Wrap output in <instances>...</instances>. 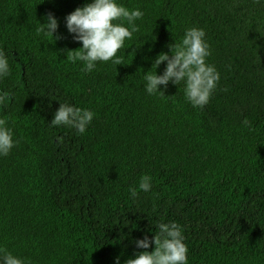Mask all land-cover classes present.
<instances>
[{
	"label": "trees",
	"instance_id": "trees-1",
	"mask_svg": "<svg viewBox=\"0 0 264 264\" xmlns=\"http://www.w3.org/2000/svg\"><path fill=\"white\" fill-rule=\"evenodd\" d=\"M92 2L0 0V119L17 142L0 155V249L23 264H125L176 223L188 264H264V0H116L143 13L138 31L122 65L86 72L67 59L82 42L66 16ZM48 13L59 39L37 34ZM190 28L220 75L203 108L184 82L160 95L144 79ZM60 104L94 113L83 134L51 124ZM145 175L151 189L133 198Z\"/></svg>",
	"mask_w": 264,
	"mask_h": 264
},
{
	"label": "clouds",
	"instance_id": "clouds-1",
	"mask_svg": "<svg viewBox=\"0 0 264 264\" xmlns=\"http://www.w3.org/2000/svg\"><path fill=\"white\" fill-rule=\"evenodd\" d=\"M259 2V0H255ZM143 13L139 10H128L116 3V0H93L82 8L75 9L66 16V27L69 33H73L76 41L82 42V47L68 51L67 59L75 63L84 62L82 71L91 72L96 67V62L113 61L116 65H122L121 58L117 57L118 51L123 47L126 39H131L132 34L138 31L135 25L137 19H141ZM46 23L37 28V34L44 33L54 37L58 29V21L52 13L45 17ZM116 21H121L117 23ZM127 21L131 31L123 25ZM203 29L190 28L186 30L180 43L169 45L171 56L160 53L155 59V68L162 62L167 61L163 75L147 72L146 91L148 94H155L160 91L158 86L168 83L178 85L185 83L186 99L193 107L203 108L211 97L220 79L219 73L214 66L206 63V58L211 55L209 45L204 40ZM10 74L8 60L3 51H0V76ZM9 94L0 95V104L9 99ZM94 113L87 109L60 104L51 121L53 126H68L75 128L80 134L86 131L87 126L93 120ZM249 125V121L243 122ZM12 132L6 127V120L0 119V155L7 156L14 147ZM150 176H142L139 188H130L131 196L135 198L139 190L148 192L151 189ZM159 232L154 239L149 240L147 236L136 241V246L141 249H148L154 245L152 251H142L136 254L135 258H129L125 264H188L187 246L183 243V236L180 226L176 223L159 226ZM0 260L2 264H23L20 258L13 256L6 249H0ZM119 264V258H117Z\"/></svg>",
	"mask_w": 264,
	"mask_h": 264
}]
</instances>
